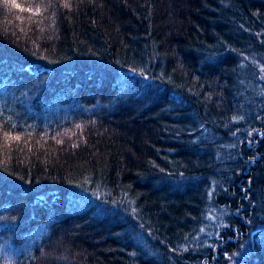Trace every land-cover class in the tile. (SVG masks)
<instances>
[{
	"label": "trees",
	"instance_id": "1",
	"mask_svg": "<svg viewBox=\"0 0 264 264\" xmlns=\"http://www.w3.org/2000/svg\"><path fill=\"white\" fill-rule=\"evenodd\" d=\"M0 264H264V0H0Z\"/></svg>",
	"mask_w": 264,
	"mask_h": 264
},
{
	"label": "snow or ice",
	"instance_id": "2",
	"mask_svg": "<svg viewBox=\"0 0 264 264\" xmlns=\"http://www.w3.org/2000/svg\"><path fill=\"white\" fill-rule=\"evenodd\" d=\"M17 139H18V137H17Z\"/></svg>",
	"mask_w": 264,
	"mask_h": 264
}]
</instances>
